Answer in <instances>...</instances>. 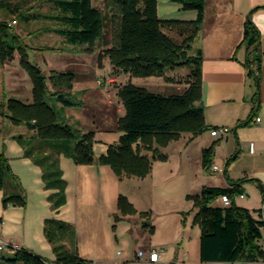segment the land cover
Listing matches in <instances>:
<instances>
[{"label":"trees","instance_id":"obj_1","mask_svg":"<svg viewBox=\"0 0 264 264\" xmlns=\"http://www.w3.org/2000/svg\"><path fill=\"white\" fill-rule=\"evenodd\" d=\"M30 0H16L11 6L7 0H0V8L16 16L22 23L31 20L47 19L57 26L46 28L60 36L64 44L93 52L102 39L105 20L102 12L95 8L92 0H45L53 10L49 14H26L23 8ZM181 4L182 10H195L194 21L160 20L157 17V0H113L110 7L112 46L107 51L114 68L129 73L134 77L163 76L166 69L188 66L189 88L182 95L164 96L148 92L132 84L120 90L125 116L120 119L123 131L117 145L110 146L106 154L95 159L92 145L93 132L82 133L67 122L62 109L77 106L67 92L63 81L73 78L71 72L51 71L49 76L28 60L27 46L12 33L6 21H0V62L12 59L15 52L21 59V65L27 71L32 85V102L25 104L16 99L7 101L6 116L13 125H25L35 131L37 145L24 151V157L41 169V180L46 190H53L47 200L54 211L66 203L67 183L63 178L58 157L64 155L77 165L108 166L120 176L144 178L151 172V161L140 151L134 152L132 144L141 142L146 151L156 159L158 151L153 144L166 145L178 140L182 133L193 136L205 132L208 128L203 122L201 51L187 55L203 21L205 0H174ZM13 21H16L15 19ZM187 28L190 32L181 44L175 43L162 29ZM244 43L254 54L258 43V31L248 17L244 24ZM41 50H49L43 48ZM256 60L254 57L250 62ZM248 62V63H250ZM249 65V64H248ZM250 66V65H249ZM51 84L53 91L48 88ZM24 147L21 137L16 138ZM30 140L26 145H29ZM139 144V143H138ZM156 155V156H155ZM214 155V144L204 149L201 161L204 168H209ZM164 155L158 159L164 160ZM6 180L14 182L13 192L3 193L2 205L24 207L26 198L22 193L18 177L11 172L8 160L0 153V190L5 188ZM241 182L228 188L202 187L196 195H188L197 209L194 223L200 229L199 259L202 262L244 263L264 258V251L258 244L264 237V223L261 220L262 208L249 210L238 207L233 199L243 195ZM264 206V190L261 188ZM222 195L231 200L229 206H216L213 203ZM117 207L121 215L136 214L132 204L120 195ZM264 211V207H263ZM141 216H146L141 213ZM0 221H2L0 219ZM119 221V217L115 218ZM149 226V223H145ZM152 231V228H150ZM43 234L51 245L55 256L49 263L45 258L26 250H16L8 261L22 264H90L92 261L81 258L76 248L75 231L62 220L50 218L43 223ZM71 243L73 250H67L63 242Z\"/></svg>","mask_w":264,"mask_h":264},{"label":"crops","instance_id":"obj_2","mask_svg":"<svg viewBox=\"0 0 264 264\" xmlns=\"http://www.w3.org/2000/svg\"><path fill=\"white\" fill-rule=\"evenodd\" d=\"M93 2L94 0H92V4ZM97 2L98 6L95 8L102 12V7L105 6L108 14H111L110 7L113 0H97ZM181 7V4L174 0H157V17L160 20L183 22L196 19L197 11L182 10ZM248 17L258 31L256 52L252 55L244 43L243 34L244 24ZM172 30L162 29L168 36L174 32ZM184 33L183 31L178 32V36L181 38ZM62 42H64L63 39ZM33 48L37 49L34 46ZM191 49H193L192 54L198 49L201 51L202 117L208 129L194 136L190 133H182L178 139L184 144V149L179 152L180 169L182 168L194 176L192 180H189L188 195L198 194L202 187L228 188L240 181L243 195L234 197V203L249 210L261 208V188L264 190V0H205L203 21ZM37 51L39 50L37 49ZM33 53L39 55L38 52ZM254 57L256 60L250 62ZM3 68L2 64L1 69L4 72ZM4 90L5 87H0V124H3L4 119ZM11 91L19 90L12 89ZM19 101L31 104L32 99L25 98L23 101ZM257 117L260 118V122L254 124ZM220 127L228 129L223 137L216 138L210 135L211 129ZM25 128L24 134H14L12 131L2 132V126H0V153L9 161L11 171L18 177L22 193L26 198L24 207L9 205L1 209L3 193L5 191L13 192L14 186L12 189L0 190V219L3 223L0 225V240L15 247L12 250L13 253L7 252L6 248L0 251V264H22L21 262L11 263L8 261L19 249L45 258L40 254L41 250L50 249L52 252V249L43 234L44 220L54 218L70 223L73 217H77L74 228L75 248L78 255L98 264L99 261L96 258L93 260L84 258L89 256H83L86 250L83 249L85 246L80 243L79 239V207L83 198H88L91 192L95 195L98 194L103 203L113 202L120 194L116 193L109 184L113 183L114 185V181L121 177L116 176L108 166H99L96 162L91 165H77L71 158L61 154L58 157L59 166L61 159L62 163L66 162V165H69L67 174L70 178L66 177V172L60 167L67 183L66 203L59 210H52L47 197L53 190L44 188L41 169L29 158L23 156L25 149L37 145L38 142L34 136L35 131L28 129L27 126ZM17 137H21L24 147L19 144ZM29 140V145H26ZM6 142L10 143L9 148ZM212 144H214V155L209 168H204L201 154ZM251 144L253 145L252 153L250 152ZM103 153L101 151L98 156H95L94 152L95 159ZM72 163L75 166L73 165L70 169ZM94 164H97V167H94ZM72 171L75 172L73 180ZM148 177L152 180L156 179L152 162L151 172L143 179ZM251 194L257 200L255 205L251 203L253 201ZM124 197L130 203L128 198ZM218 203H220V198L213 205L219 206ZM130 204L136 214L120 216L117 213H112V216L115 218L116 215L121 222L129 216L138 215L141 223L140 229L146 234L148 242L142 244L137 252L143 251L147 255L149 251L155 249L159 251L160 257L157 262L149 263L147 258L138 259L137 252L131 260L123 259L124 252L120 251L122 257L118 255L117 257L126 261V264H264V258L247 263L241 261L231 263L200 261V229L194 223L197 209L188 202L185 204L189 208L187 211L172 212L177 214L175 216L167 213L166 217L160 220L154 219L152 210L138 212L133 203ZM29 206L32 207L31 216H27L31 213L26 212ZM14 212L18 213L19 218L16 220V217H12ZM141 213H145L146 216H141ZM168 220H171L168 225L170 238L158 241L159 226H163ZM18 222L20 228L17 226ZM119 222L115 221L114 231L117 230ZM146 222L149 223V226H146ZM13 223L15 226H10ZM135 223H138L137 219ZM13 229L18 232H14ZM63 243L67 248L69 242ZM260 247L264 251V246L260 245ZM52 255L53 258L49 261L53 262L55 259L53 252ZM135 261L136 263H133Z\"/></svg>","mask_w":264,"mask_h":264},{"label":"rangeland","instance_id":"obj_3","mask_svg":"<svg viewBox=\"0 0 264 264\" xmlns=\"http://www.w3.org/2000/svg\"><path fill=\"white\" fill-rule=\"evenodd\" d=\"M7 1L11 6L16 3V0ZM93 6H98L97 0H94ZM102 9L105 20L102 39L98 42L95 51L85 52L82 48H74L64 44L62 38L50 30L45 31L46 28L53 29L57 26L54 21L38 19L31 20L28 23H21L16 16H12L6 10L0 8V21H6V23L10 24L12 33L17 35L19 40L26 44L27 51H30L32 54V57L27 54L30 63L36 64L46 77L49 76L51 71L58 73L71 72L73 74L72 79L65 77L63 81L68 88L65 90L74 99L77 106L64 108L62 109V113L66 117L68 124L74 125L82 133L93 132L92 145L95 156H98L101 151L104 152L103 154H106L110 146L119 143L120 137L123 134L120 128V119L125 116L126 109L120 96V90L125 85L132 84L136 87L144 88L150 93L164 96L182 95L190 86L188 78L190 67L188 66L166 69L163 76L151 77H134L129 73L114 68L107 53L112 46L110 15L105 6ZM23 10L26 11V14L30 15L34 13H53L51 5L45 0H30ZM14 19L16 20L15 24H12ZM172 31L174 32L170 35L171 37L167 36L177 44H181L190 32L187 28H183L182 31L185 33L180 38L178 36V32H181L180 30L173 29ZM33 46L39 51L34 49ZM43 48H50L52 50H41ZM33 52H38L39 55ZM192 53L193 49L189 50L187 55H193ZM2 64L4 72L1 69ZM47 85L50 91L54 90L48 82ZM0 87H5L3 92L5 98L4 119L3 124H0L2 132L12 131L14 134H24L26 131L25 126L21 125V127L18 125L16 127L17 125H13L11 120L6 116L9 114L6 108L8 100L16 99L23 101L25 98L32 99L33 85L27 71L21 65V59L17 52L13 54L12 59L3 63L0 62ZM12 89L19 91L12 92ZM177 141L172 140L166 145L161 146L153 144L152 148H156L158 151L156 159L152 158L151 152L146 151V148L142 147L141 142H138L139 144H132L134 152L139 150L140 154L146 155L152 162L153 173L156 175V179H153L156 181L149 177L143 179L120 176V179L114 181V185L113 183L109 184L116 193L126 196L138 212L152 210L154 212V219H163L167 213L175 216L177 214L172 212L187 211L189 209L185 205L187 202L193 207V201L188 198V185L190 184L189 180H192L194 176L187 173L186 170L180 169L179 152L184 149V144ZM6 145L8 148L10 147V143L6 142ZM159 155H164V160L158 159ZM73 165L75 166L72 163L70 169ZM94 165V167H97V164ZM60 167L66 172L67 177L69 165H66V162L62 163L61 159ZM80 172L83 173L82 171ZM71 174L73 180L75 172L72 171ZM68 178L70 177L68 176ZM105 182L107 183V181ZM13 186V181L6 180V189H12ZM120 195L113 202L109 201L105 203L100 200L98 194L95 195L93 192L90 193L88 198H83L79 207L78 224L80 228V243L85 246L83 249L86 250L83 256H89L84 258H92L93 260L96 258L99 261L98 264H114L119 259L117 252L123 251V259L131 260L139 247L142 244H147L148 238L140 229L141 223L138 215L129 216L121 222L117 221L119 224H117V230L114 231L116 215L114 218L112 213H117L121 216L117 207ZM250 196L253 199L251 203L257 204L255 196L252 194ZM218 204L219 206H223L221 202ZM2 208L4 209L1 201ZM31 208L29 206L26 211L27 213H31L30 215L26 214L27 216L32 215ZM12 217H16L15 220L18 219V213H12ZM76 218L73 217L70 223L68 221L74 231ZM136 219L138 220L137 224L135 223ZM14 223L10 226L14 227ZM170 223L171 220H168L166 224L159 226L158 241L170 238L168 236V225ZM17 226L20 228L19 222ZM14 232H18V230H14ZM260 245L264 246V239L260 241ZM72 246L69 242L67 250L72 251ZM40 254L49 263L52 262L49 261L53 258L50 249H42ZM133 263H136V261Z\"/></svg>","mask_w":264,"mask_h":264},{"label":"built area","instance_id":"obj_4","mask_svg":"<svg viewBox=\"0 0 264 264\" xmlns=\"http://www.w3.org/2000/svg\"><path fill=\"white\" fill-rule=\"evenodd\" d=\"M12 24H15V21H12ZM9 26H11L9 24ZM260 122V118H256L255 119V123L254 124H258ZM228 132V129L226 127H220V128H214L210 130V135L216 138H221L223 137L226 133ZM250 152H253V145H250ZM215 169V168H214ZM220 202L223 204V206H229L231 204V200L229 199V197H227L226 195H222L220 197ZM263 205H262V212H261V220L264 223V211H263ZM2 221H0V225H2ZM0 248H7V252L13 253L12 252V244L6 243L2 240H0ZM117 255L122 257V252H117ZM136 257L140 260L147 258V261L149 263H155L158 261L159 257H160V253L159 251L152 249L151 251H149L146 255V253H144L143 251H138L136 254ZM90 264H94L93 262H91ZM114 264H126V261H124L122 258L119 259V261L114 262Z\"/></svg>","mask_w":264,"mask_h":264},{"label":"water","instance_id":"obj_5","mask_svg":"<svg viewBox=\"0 0 264 264\" xmlns=\"http://www.w3.org/2000/svg\"><path fill=\"white\" fill-rule=\"evenodd\" d=\"M27 54H29V55H30V57H32V54H31V52H30V51H27Z\"/></svg>","mask_w":264,"mask_h":264},{"label":"bare ground","instance_id":"obj_6","mask_svg":"<svg viewBox=\"0 0 264 264\" xmlns=\"http://www.w3.org/2000/svg\"><path fill=\"white\" fill-rule=\"evenodd\" d=\"M2 249H3V248H0V251H1ZM6 249H7V248H6ZM13 249H15V247H14V246H12V250H13Z\"/></svg>","mask_w":264,"mask_h":264}]
</instances>
